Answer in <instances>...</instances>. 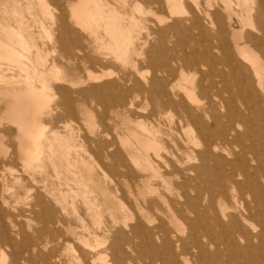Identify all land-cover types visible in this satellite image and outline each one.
Segmentation results:
<instances>
[{
	"label": "bare ground",
	"instance_id": "bare-ground-1",
	"mask_svg": "<svg viewBox=\"0 0 264 264\" xmlns=\"http://www.w3.org/2000/svg\"><path fill=\"white\" fill-rule=\"evenodd\" d=\"M164 1L170 16L176 17L178 13L185 12L188 17L191 16L194 25H197L204 35L207 27L216 31L218 33L214 35L216 40L207 42L209 35L182 37L178 41L179 44L186 45L194 38L197 39L198 46L189 53L170 54L165 51L166 47L162 46L166 42L165 39L160 38V34L165 33V28H158L154 34H148V41L143 49L147 48L145 57L150 65L151 75L145 84L137 83L134 86L137 95L131 100L130 106L134 105L140 94H144L146 101L153 104L154 111L151 115L153 121L146 124L136 120L131 124L130 118L126 116L122 123L124 131L129 133H126L129 135L126 140H121L123 148L131 163L135 164V168L131 169L130 165L120 159L119 152L110 154L112 146L108 144L99 146L94 154L101 162L103 156L109 158L110 162L117 158L122 160L127 171L124 177L130 198L150 194L163 199L155 186L141 177L150 169L166 183V175L160 173L158 164L150 155L152 151L160 162L168 163L167 156L162 155L163 151H166L172 158L171 165H182L179 171L174 170L175 172L171 174L179 182L178 186L170 191L174 199L185 200L186 211L195 216L190 223L188 222L191 231L190 243L196 249L203 248L199 235L201 233L212 235L214 228H218L225 233L228 232L227 244L232 247L231 253L242 260L241 264H264V0ZM121 2L125 7L129 6L127 0ZM144 4H148L149 7L144 8ZM161 9H163L161 0H143V3L137 2L135 5V11L142 18L152 16L163 20L157 15ZM69 10L74 23L82 30H87L98 41L101 39L99 32L103 28L113 42L102 44L109 49L113 48V52L116 49L120 51L118 46L124 41L126 44L128 42L127 45L133 43L132 30L123 23L130 20L131 25L138 27L143 22L134 14L119 12L106 0H73L69 3ZM35 11L40 12L44 20L50 24L38 20L34 15ZM64 16L66 14L63 12L62 17L56 20L47 0H0V61L5 59L16 63V67L21 69L22 73L25 72L26 76L19 81L14 77L6 78L0 72V85L5 86L0 90V110L2 106H6L8 120L19 132L16 152L3 144L6 137L0 134V155L3 157L0 159V255L3 260L11 251L9 264H37L39 258L43 256L40 245L47 249L52 244L50 240L52 236L49 233L55 221L46 217L43 229H33L32 223L42 221L46 205H61L63 211L66 210L67 203L74 207L75 191L72 189L69 195L60 187L70 185L68 174H78L77 170L73 171L74 169L92 171L93 168L81 152L82 148L72 144L71 137L65 138L58 134L56 137L60 140V145L56 148L46 135L48 127L42 122L41 116L48 109L46 90L53 88L50 86L52 82L49 81L50 74L44 65L43 68L48 73L39 68L42 72L35 75L38 81L43 82V88L38 89L29 74L26 75L32 68L29 70L23 65V59L28 58L27 55H30L28 53L32 52L31 47L37 48L36 38L32 34L33 24L38 23L44 35L49 38L48 42H53L55 23H58L60 31L68 28ZM221 22H226L228 27L225 29L220 27ZM247 29L252 31L251 37L246 33ZM166 30L175 33L173 28ZM153 41L158 43V46L151 44ZM72 42H74L72 39L67 41L57 37L55 43L65 46ZM40 51L35 59H45ZM38 65L41 66V62ZM86 67L84 69L88 70ZM56 69L57 66L53 69L55 76L50 77L60 83L61 71ZM96 73L98 75L97 71ZM94 74L89 73L85 79H78L79 84L87 86L79 91V95L95 98L99 106H122L118 97L110 98L103 90L121 88L124 94L131 91H124L125 88L118 83L98 87L96 83L101 78L111 75L104 73L96 77ZM75 84L76 82L72 81V85ZM58 90L62 94L68 93L62 86H59ZM61 107H64L69 115L75 116L76 111L71 105L63 106L61 102L56 106L57 109ZM91 116L93 113L89 110V117ZM3 119L0 117V125ZM128 124L135 125L136 129H130ZM74 132L71 131L73 134ZM165 141L173 143V147L165 146ZM12 156H16L24 164L22 171L32 175L35 182L36 175L40 174L42 177L48 175L46 172L48 162L59 185L56 191L54 185L49 189L45 183L43 188L47 197H41L39 193L33 195V189H29L30 192L24 199V204L28 206V215H25L27 217H23L22 213L16 216L11 214L10 210L15 208L4 196L5 188L8 186L7 173L13 170L9 167L10 162H14ZM235 190L240 191L241 195L234 197V206L227 205V196ZM88 193L90 191H86L83 198L87 197ZM245 194L253 199L256 210L252 208V202L245 198ZM216 195L221 198L222 204H216L212 200ZM4 206L11 209H4ZM88 214L96 218L97 223L99 216L95 210ZM20 220L25 223H21ZM58 224H61V220ZM124 224L127 226L126 221ZM245 224L253 230L252 233L245 229ZM159 230L165 233V237L171 234L167 229L165 231L163 224L159 225ZM138 231L139 228H135L134 233H143L141 230ZM67 232L74 234L75 231L67 228ZM105 233L107 234L104 237L111 235L109 231ZM99 237L96 235L98 248L105 245L104 242L107 240L100 242ZM28 240L31 245H28ZM79 240L86 248L94 249L85 238L80 237ZM239 240H244L245 244L240 245ZM121 241L122 235L117 236L109 248L118 261L125 250L124 242ZM253 241H257L258 245L255 246ZM149 244L151 241L146 239L145 246ZM176 246L182 247L184 251L187 248L184 241L179 238H176ZM70 248L69 246L68 249ZM256 250L261 251L257 257L250 253ZM49 255L53 257V251H50ZM171 256L173 264H189L186 259L180 262L175 253H171ZM137 260L143 264H167L166 258L164 259L158 252L153 254L149 262L141 257ZM94 262L95 260H92V264Z\"/></svg>",
	"mask_w": 264,
	"mask_h": 264
},
{
	"label": "rangeland",
	"instance_id": "rangeland-1",
	"mask_svg": "<svg viewBox=\"0 0 264 264\" xmlns=\"http://www.w3.org/2000/svg\"><path fill=\"white\" fill-rule=\"evenodd\" d=\"M47 1L52 7V12L56 20L62 17L63 12L66 14L64 18L66 19L65 21L68 28L65 31H60L58 23H55L53 25L54 40L53 42H48L49 38L44 35L43 31L39 28V24L34 23L32 34L36 38L37 48H30L32 52L28 53L30 55H27L28 58H25L26 60L23 59V65L29 70L32 68V71L30 70V73L28 71L26 75L29 74L32 81L34 80V85L38 89L43 88V82L38 81V78H36V75L42 72V69H39L40 67L43 68L45 66L44 68L49 71V73L44 70V68L43 71L50 74L51 77L55 76V70H53L55 66H57L56 70L61 71L62 80L60 83L49 76L51 79H49V81H54L53 84L52 82L50 84L53 88H51V90H46V94L45 90L43 91L47 101H49L47 102L48 109L46 113L43 114L44 116H41V120L46 127H48L46 135L55 144L56 148H59L60 145V140L56 137L58 134L65 138L71 137L72 144H76L79 148H82L81 152L84 153V157L93 168L92 171L81 168L74 169L73 171L77 170L78 174H68L70 185L68 187H60L69 195L72 189L75 191L77 196L74 194V207L67 203L65 206L66 210L63 211L61 205H46L44 206V217L42 221L32 223L33 229H43L46 223V217L52 218L55 221L54 224L51 225V231L49 233L52 236L50 239L52 244H50L47 249L40 245L43 256L39 258L37 264H92V260H95L93 264H143L138 262L139 260H137V258L141 257L149 262L155 252H158L164 259L166 258L167 264H173L171 253H175L180 262L186 259L189 264H241L242 260L231 253L232 247L227 244L229 240L228 232L225 233L218 228H214L212 235L201 233L199 239L202 241L203 248L196 249L195 246L190 243L191 231L188 222L190 223V220L195 216L189 211H186L184 206L185 200L174 199L170 191L173 187L178 186L179 182L175 180L174 176L171 174L176 170L179 171L182 165H171L170 160H172V158L167 155L166 151H163L162 155L167 156L168 163L160 162L152 151H150V155L159 166L160 173L166 175V183L157 177L150 169L146 170L141 177L155 186L163 196V199H159L157 196L150 194L145 197L134 196L130 198L128 187H126V179L124 177L127 171L123 167L122 160H120L123 159L125 163L130 165L131 169L135 168V164L133 165L131 160L126 156L121 141L126 140L129 136L127 135L129 134L128 131H124L122 125L125 121V117L127 116L130 118L131 124H134L136 120L143 121L146 124L153 121V117L151 116L154 111L153 104L150 101H146L147 98L144 94H140L134 101V105L130 106L131 100L137 95L134 91V86H136L137 83L145 84L146 80L149 79L151 75L150 65L145 57L147 48L145 47V49H143L146 41H148V34H154L155 30L158 28H165V33L160 34V38H164L166 41L162 44V46L166 47L165 51L170 54H183V52L189 53L191 49H195L198 45L197 39L194 38H191V40L186 43L187 46L181 45L178 41L182 37L209 35L207 42H214L216 40L214 35H218V33L212 31L208 27L207 29V24H205L204 28H206V33L204 35L199 30L198 26L194 25V20L191 16L188 17L185 12L184 14H181L183 12L178 13L175 15L176 17L170 16L164 0H161L163 1V9L157 14L159 18L163 20L152 16H145L147 18H142L135 11V5L137 2L143 3V0H127L129 3L128 7H125L121 0H106L110 5H114L119 12H125L127 15L134 14L140 20H143L142 24H139L138 27L131 25L130 20L123 23L124 26L132 30L133 43L127 45L128 42L126 44V41H124L118 46L121 50L118 51L116 49L117 46H115L114 49H116V51L113 52V48L109 49L106 47L108 43H112L113 41L111 37L104 32L103 28H101L99 32L101 39L98 41L91 36L87 30H82L74 23L73 19H71L69 10V3L73 0ZM144 6V8L149 7L148 4H144ZM34 15L38 20L46 22L40 12L35 11ZM47 23L50 24L49 21L46 22V24ZM226 24V22H221L220 27L225 29V27H228ZM166 25H168V27H166ZM166 28H173V32L175 33L173 34L167 31ZM147 30H149V32ZM167 32L169 33L166 34ZM251 32V30L247 29L246 33L250 36ZM57 37L67 41L72 39L74 42L71 44L68 43L65 46H60L55 43ZM103 42H105L106 45H103ZM151 44L158 46V43H154V41L151 42ZM38 49L39 51L41 50L40 53L43 55V58L45 57V59L47 58L48 60L42 58L35 59L39 56ZM24 60L26 62H24ZM29 61L31 62L29 63ZM37 62H41L42 65H38ZM84 63L88 70L84 69ZM0 65L2 66H0V72L5 75L6 78L14 77L15 80L21 81L26 77L24 74L25 72L22 73V70L16 67V63L3 59L0 61ZM36 65L39 67H36ZM53 65L55 66L53 67ZM34 67L35 69H33ZM102 71L111 76L101 78L100 81L96 83L98 87L109 83H118L125 88L124 91H131L124 94L121 92V88L120 90L119 88H113L112 90L106 88L103 90L104 94L106 93L110 98L118 97L119 101L122 102V106H99L95 98L79 95V91L85 89L87 86L83 87L79 84L78 79H85L88 77L89 73H95L94 76L100 77L101 74H104ZM107 71L109 74L106 73ZM83 74L85 77H83ZM72 81L76 82V84L72 85ZM59 86L65 87L68 93L62 94L58 90ZM4 87V85H0V90ZM61 102L63 106L71 105L76 111L75 116L69 115L64 107L57 109L56 106ZM58 110H61L62 116L61 114L59 115ZM89 110L93 113L91 118L89 117ZM6 112H8L6 106H2L0 117L2 119L5 118L3 119L2 125H0V134L6 137L3 144L16 152L19 145L17 140L19 132L18 128L8 120ZM129 128L136 129V126L129 125ZM71 131H75L74 134L71 133ZM99 140L101 142H99ZM105 144L112 146L110 154L119 152L120 159L117 158L110 162L109 158L103 156V162H101L94 152L97 151L99 146L102 147V145ZM165 144L167 147H173V143L171 142L165 141ZM191 147L196 148V150L198 149L197 147ZM1 158L3 157L0 155V159ZM12 159L14 162H10L9 167L13 170L7 173L9 177L7 182L8 186L5 188L6 191L4 192V196L15 209L10 208V210L5 206L4 209L10 210V213L15 216L22 213L23 217H27L25 215H28V206L24 204V199L26 195L29 194V189H33V195L39 193L41 197H47L45 189L43 188L44 184L47 183L49 189L54 185L56 191L59 185L55 180L53 169L48 162L46 170L48 175L46 177H42L40 174L36 175L37 181L35 182L32 175L22 171L24 164L18 160L16 156H12ZM8 187L10 191L7 190ZM86 191H90V193H88L87 197L83 198ZM240 195L241 192L238 190L229 193L227 196L228 200L226 201L227 205L234 206V197L237 198ZM245 198H248L252 202L251 206L256 210L257 207L253 203V199L247 194H245ZM86 200L87 203H85ZM212 200L216 202V204H222L221 198L217 195L213 197ZM93 210H95L96 215L99 216L97 223L96 218L90 217L88 214ZM228 211L232 212L231 210ZM59 220H61V224H58ZM124 221H126L127 226H125ZM20 222L25 223L23 220H20ZM161 224H163L165 231L167 229L171 234L165 237V233L159 230V225ZM67 228L74 229V234H69ZM135 228H139L138 232L141 230L143 233H134ZM245 229L249 230L251 233L253 232L247 224H245ZM257 229H259L258 231L261 230L259 227ZM105 231H109L111 235L104 237V235L107 234ZM96 235L100 236L98 239L100 242L107 239L104 242V244H106L98 248L96 246ZM120 235H122L121 242H124L123 247L125 250L121 253L122 258L118 261L114 258L113 252L109 248L113 241L116 240L117 236ZM80 237L85 238L94 249L86 248L79 240ZM176 238L184 241L187 247L185 251L182 247L176 246ZM146 239L151 241V244L148 246H145ZM166 239L168 240L166 241ZM239 242L242 246L245 244L244 240H239ZM253 242L255 246L258 245L257 241ZM31 244L32 243L28 240V245ZM69 246L71 247L70 249H68ZM50 251H53V257L49 255ZM250 253L257 257L261 251H250ZM11 257V251L9 252V256L3 260L0 255V264H9ZM4 261L5 263H2Z\"/></svg>",
	"mask_w": 264,
	"mask_h": 264
}]
</instances>
